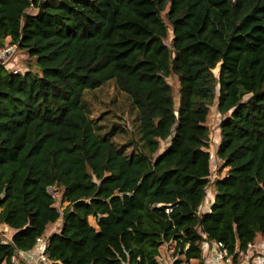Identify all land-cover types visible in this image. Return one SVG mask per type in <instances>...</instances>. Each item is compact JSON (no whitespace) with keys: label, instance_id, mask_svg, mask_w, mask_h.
Returning <instances> with one entry per match:
<instances>
[{"label":"trees","instance_id":"obj_1","mask_svg":"<svg viewBox=\"0 0 264 264\" xmlns=\"http://www.w3.org/2000/svg\"><path fill=\"white\" fill-rule=\"evenodd\" d=\"M6 37L36 70L0 65V264L59 219L55 264H161L169 243L204 264L205 235L232 251L264 236V0H0ZM112 80L136 109L126 143L85 101ZM215 101L228 171L203 212Z\"/></svg>","mask_w":264,"mask_h":264},{"label":"rangeland","instance_id":"obj_2","mask_svg":"<svg viewBox=\"0 0 264 264\" xmlns=\"http://www.w3.org/2000/svg\"><path fill=\"white\" fill-rule=\"evenodd\" d=\"M30 11L36 12L35 9H31ZM172 38V32L170 31V37L168 42L170 43ZM167 42V43H168ZM13 63L17 64L19 68H21V73L26 72L27 69L36 70L34 66V59L30 58L28 53L19 49L17 56L11 59ZM9 72V70H7ZM214 72L219 77L220 69L219 66L214 69ZM168 82L174 89L175 102L176 107L178 108L180 103V84L178 76H171L168 78ZM85 101L88 100L90 103V107L92 108L93 116L99 117L97 124L103 126L104 132H112L114 127L120 123L126 131H117L115 135H113V139L118 143H126L131 141L132 138H138V131L136 128V109L132 106L129 101L127 95L122 92L115 84V82L110 81L103 87L89 91L86 95ZM222 115L217 109V101H215L214 105L211 107L210 115L208 118L207 125L210 129V139H209V151L212 154L213 164L211 169L212 176H218V178L223 177L228 169H222V161L217 156L218 145L221 141V121ZM134 140V139H133ZM169 146L168 141H162L161 147L159 150L163 152ZM130 148V147H129ZM131 149V148H130ZM215 163V164H214ZM52 192L57 199V205H62V195L63 191L58 190L55 186L52 187ZM90 222L96 226V219L94 217L90 218ZM62 225V219H59L56 223L51 224L46 233L49 231L58 232ZM50 233V232H49ZM7 235H4L5 239H9V232H6ZM176 244L169 243L164 244L160 248L159 260L161 264H174L175 260L178 258L175 251ZM183 264H198L196 260H192L190 262H184Z\"/></svg>","mask_w":264,"mask_h":264},{"label":"built area","instance_id":"obj_3","mask_svg":"<svg viewBox=\"0 0 264 264\" xmlns=\"http://www.w3.org/2000/svg\"><path fill=\"white\" fill-rule=\"evenodd\" d=\"M20 47L17 43H13L10 37H6L4 42L0 41V65H3L6 70L12 74L21 73V68L12 62ZM213 160L211 159V165ZM215 164V163H214ZM218 176L210 175V182L206 189V196L202 211H210L211 205L216 197V181ZM172 209L166 208V212L170 213ZM0 231L4 235L6 232L10 233L9 239L5 242L12 240L13 230L8 225H0ZM51 234L45 233L37 239L34 247L29 250L22 251V256L29 264H55L48 252L49 237ZM203 244L204 249V264H264V236H260L254 242H250L247 247L241 248L236 246L232 251L229 246L223 241H212L207 238ZM16 254L12 256V263L15 264ZM17 264V263H16Z\"/></svg>","mask_w":264,"mask_h":264},{"label":"crops","instance_id":"obj_4","mask_svg":"<svg viewBox=\"0 0 264 264\" xmlns=\"http://www.w3.org/2000/svg\"><path fill=\"white\" fill-rule=\"evenodd\" d=\"M50 232V233H49ZM47 234H52V231H49ZM260 237V236H259ZM17 264H29L27 260L22 256V251H18L16 254V259H15ZM12 263V260H11ZM15 263V264H16ZM13 264V263H12Z\"/></svg>","mask_w":264,"mask_h":264}]
</instances>
